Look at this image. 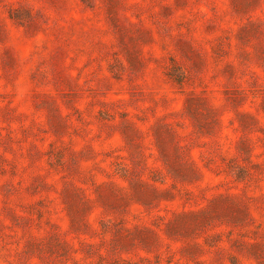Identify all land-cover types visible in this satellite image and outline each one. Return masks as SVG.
I'll return each instance as SVG.
<instances>
[{
	"label": "rangeland",
	"instance_id": "obj_1",
	"mask_svg": "<svg viewBox=\"0 0 264 264\" xmlns=\"http://www.w3.org/2000/svg\"><path fill=\"white\" fill-rule=\"evenodd\" d=\"M0 264H264V0H0Z\"/></svg>",
	"mask_w": 264,
	"mask_h": 264
}]
</instances>
